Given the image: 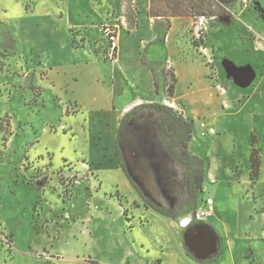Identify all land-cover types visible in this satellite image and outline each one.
I'll use <instances>...</instances> for the list:
<instances>
[{"label": "rangeland", "instance_id": "374dc122", "mask_svg": "<svg viewBox=\"0 0 264 264\" xmlns=\"http://www.w3.org/2000/svg\"><path fill=\"white\" fill-rule=\"evenodd\" d=\"M12 1L0 0V264H56L57 258L59 264H264V0H248L245 6L240 0H212L219 17L179 18L168 39L166 20H153L161 36L143 53V64L159 83L154 103L191 123L188 151L204 162L203 190L196 201L190 199V170L167 152L159 116L141 108L144 104L136 106L132 124L120 130L118 151L135 184L149 200L173 211L175 220L137 201L127 206L123 196L131 194L115 172L93 173L92 158L100 160V169L111 165L102 155L100 120L114 118L105 113L99 120L96 114L113 109L115 80L123 77L107 62L106 40L91 45L97 60L85 51L67 50L61 33L69 21L72 46L83 47L72 26L89 27L95 20L90 8L102 9L104 1L46 0L66 17L59 21L64 29L57 22L55 35L48 22L41 25L43 33L26 31L24 25L13 34L2 13L11 8L16 18V8L23 6L30 14L40 0ZM125 12L136 20L132 8ZM113 16L98 26L101 34L105 25L123 28ZM120 43L126 47L121 63L135 69L138 94L148 97L146 76L136 72L133 55L129 59L133 48L123 35ZM171 74L179 82L169 98L164 77ZM117 102L121 105V99ZM253 137L260 173L251 182ZM110 197L123 204L126 218ZM206 198L213 201V213L196 220ZM183 220L188 225L178 229ZM201 229L209 246L197 260L184 245V231L197 235Z\"/></svg>", "mask_w": 264, "mask_h": 264}, {"label": "crops", "instance_id": "0c3cea01", "mask_svg": "<svg viewBox=\"0 0 264 264\" xmlns=\"http://www.w3.org/2000/svg\"><path fill=\"white\" fill-rule=\"evenodd\" d=\"M17 1L20 2V0H13L12 3L15 5V4L19 3ZM103 1L105 3V7H103L102 9H99V8L93 7V6L90 8L89 12H90V14H92L95 17V20L88 23L89 27H85L86 24L79 23V22L74 23V25L72 26L76 29L75 32L78 33V35H76V38L80 39L79 41L81 44H83V47L76 49L72 46L73 36L70 33L69 29L71 26L69 25V21H67V20H66V24H65V30L63 31V33H61L62 34L61 36H64V42H65L64 46L66 47L67 50L68 49H70V50L75 49V50L85 51L92 58H95L98 60L99 57L96 55V53L95 54L93 53L94 51L92 52V50H91L92 44H95L96 42L103 43L102 40H105V38L101 34L98 26L102 23H108L110 21L115 20L116 18H114V16H113L114 14H115V16H117V18L119 20H121V22H120L121 24H122V22H124L126 25L122 29H119L118 34H117V50H116L117 56H116L115 63L107 61V62H110L112 64L117 65V67H119L118 71L120 72V74L123 77L122 80H121V78H120V80H115V85H114L113 89H116V91H113V94L111 96V98H112L111 101H113L114 107L112 110L100 111L96 114V116L99 117V120L102 119L101 117L103 115H105V113L107 115H109L110 117L114 118L113 120H110L109 123L105 122V121H108L107 119L104 121L100 120V122L102 124H104V129H105V132H104L105 143L103 144V147H101L102 155L104 158L109 159L111 165H109V167L106 169H100L99 168V165H100L99 159H97L98 160L97 161L95 158H92L91 162L93 164L92 165L93 173L95 171L100 172V173H105L106 171H109V172H115L118 176H120V178L122 180V184L129 190V192L131 194L129 199H127V197L123 196V199L125 198L126 203H128L127 206L130 207L131 203L134 201H137L140 204L139 206H141V205L143 206V204L139 202V197H138L137 193L134 191V189L131 187V185L129 183L127 184L125 179L122 178L124 176H123V172H122V170L119 167L118 162H117L116 141L115 140H116L118 125H119L121 119L123 118V116L126 113H128V111L130 109H133L134 107H136L138 105L154 103L155 97H157V94L155 93L154 86H153V74L149 70L150 68L148 67V65L145 66V64H143L144 63L143 53L146 51L148 46H150L151 44H155L154 42H156L159 39V37L161 36V32L158 29H155V27H154L153 20H156V19H151L148 16L149 0H133L132 3H133V7H134V12L136 13V20H137L136 21L134 19V21H135L134 26L135 27L132 26L133 24L131 23V18H130L131 16L127 17V14H126L127 12H131V11H127L125 13H123L121 11V7H122L123 3L127 0H103ZM81 8H82L81 11L86 12L85 5H81ZM13 11H14L13 9L8 8V10L4 11V13H2V15H1L3 24L4 23L7 24L8 27L13 31V34H14V32L15 33L19 32L21 27L24 25L29 26V27L28 26L25 27L26 31L34 30V32L36 34H39L40 32L43 33L45 31V29H41V25L45 26V23L48 22L49 24L52 25V27L54 29L52 31V34L55 35V34H58L57 33L58 31L56 30L57 22L59 23V21L62 22L64 20V18L66 19L64 14H62V9H60V7H58L55 4L52 5L51 3H48L46 0H40L38 2V4L35 6L33 12L30 14L25 13V9L23 6L16 8V11H17L16 12L17 13L16 18L14 17ZM46 18L48 19V21L46 20ZM132 18H134V17H132ZM176 21H182V19H179V18L170 19L171 29L167 35V39L169 37V34L174 31V25H175ZM59 24L62 28L61 23H59ZM30 25L32 27H30ZM143 27H146L147 29L143 30ZM62 29H64V27ZM37 30H38V33H37ZM132 30L135 31V34L134 35L128 34V32H130ZM158 32H160V33H158ZM122 35L124 36V38H126L129 41V50L132 51V48H133V52H132L129 59H131L132 55H133V57H134L133 61H135L137 63V71L136 72L137 73H144L146 76V88L150 91V94H151L148 97H144V96L138 94L139 84L136 82V79L138 77H137L136 73H133V70H135V69L129 67L126 64L121 63L120 59L122 57L124 49L126 48L125 45L122 46V43H120ZM164 48H165L167 54H168V51L170 53V48L168 47V44L164 45ZM134 51H135V53H134ZM178 69H179V67L176 70L177 75L179 72ZM177 82H179V80ZM129 87L133 88L132 98L124 101V97H125L127 91L130 89ZM118 99H121V105L119 104V102H117ZM116 104H118L120 107L116 108L115 107ZM91 122H92V124L94 123L93 120ZM99 176L101 177V175H99ZM206 178H207V173H206ZM212 181H213V179L210 180V182H212ZM107 200L109 203H111L119 211L120 214H122V216H124L123 212L125 211L124 210L125 207L123 206V204L121 205L118 198L110 197V198H107ZM202 200H201V202H202ZM172 223H173V221L171 222V225H173V224L175 225V223H173V224ZM258 223L261 227V224H262L261 221ZM178 229H184L185 230V225H182L181 222H178ZM260 230L261 229L259 228V230L254 231L253 233L256 236H258L260 234ZM206 234L207 233L201 229L198 231L197 235L192 236L195 239V241L198 242V243L196 242L195 244H196V247H197V245H199L196 249H197V252L200 253V255H201V253L205 252L206 248H208V242L206 241V239H204V235H206ZM188 235L189 234L184 231V238L187 237V239H188V237H189ZM247 240H251V237H248ZM224 248H225V245L222 248V250H220V255L223 254ZM59 259L60 258H57L55 260L56 264H59V262H58ZM78 261L79 260H77L75 262L77 263ZM159 262H161V264H164L161 260Z\"/></svg>", "mask_w": 264, "mask_h": 264}, {"label": "trees", "instance_id": "16d2710c", "mask_svg": "<svg viewBox=\"0 0 264 264\" xmlns=\"http://www.w3.org/2000/svg\"><path fill=\"white\" fill-rule=\"evenodd\" d=\"M219 1L222 3H226L230 0ZM214 7L215 4H213L212 0H149L148 16L152 19L166 20L165 30H169L171 27L170 19L172 18L219 17L220 14L215 10ZM130 18L131 23L133 24L132 26H134V18H132V16ZM94 53H96V51ZM149 70L153 74V70ZM176 85L177 79L174 74L164 77V87L169 98L173 97ZM153 86L155 93L158 95L159 83L156 80L155 76H153ZM141 108H149L159 116V128L162 137L165 138L167 141V152L172 157H174L179 164L190 170L188 175V194L191 200L196 201L198 199V195L203 190L202 184L204 179V162L202 159L191 155L188 151V144L192 140L193 134L191 123L185 120L181 115H178L172 108H168L163 104H144L143 106H141ZM137 114L138 107H135L128 113H126L119 123V129L115 140L118 165L126 176V178L128 179L130 185L142 199L143 206L145 208L153 209L157 213L175 220L177 216L173 211L166 209L163 206L157 205L155 202L149 200L145 196L143 191L139 188V186L135 184V182L129 176L126 164L120 158L118 151V140L120 136V130L124 126L132 124ZM251 143L252 148L250 151V181L254 182V180L258 177L260 173V159L258 157L257 150L253 148L256 143V138L253 137ZM123 215L126 218V211L123 212ZM219 255L220 249L217 248L216 257H219Z\"/></svg>", "mask_w": 264, "mask_h": 264}, {"label": "built area", "instance_id": "2783aa9c", "mask_svg": "<svg viewBox=\"0 0 264 264\" xmlns=\"http://www.w3.org/2000/svg\"><path fill=\"white\" fill-rule=\"evenodd\" d=\"M133 0H127L123 3L122 7H121V11L123 13H125L126 9H128L129 7L132 8L134 10L133 7ZM240 2L242 3V5H247L248 4V0H240ZM122 27H125V23L122 22L121 24ZM119 25L116 26H109V25H105L102 28V35L105 38V40L108 42L109 44V50L110 53L107 54L109 57V61L115 62L116 59L113 61V55L116 52V48H117V34H118V30H119ZM204 54L206 55V50H204ZM167 63L169 64L170 61H167ZM220 90L221 88L218 87ZM222 92L224 93V90H222ZM210 133L213 134V130H210ZM201 208L197 211L196 213V220L202 221L205 218H207L208 216H210L213 213V201L211 198H206L204 200H202L201 202ZM189 223V220H183L181 223L182 225H186V223ZM261 239L264 241V230L261 233Z\"/></svg>", "mask_w": 264, "mask_h": 264}, {"label": "water", "instance_id": "95a60500", "mask_svg": "<svg viewBox=\"0 0 264 264\" xmlns=\"http://www.w3.org/2000/svg\"><path fill=\"white\" fill-rule=\"evenodd\" d=\"M189 237H188V239H187V237H185L184 238V240H185V246L193 253V255L195 256V258L197 259V260H202V259H204V256H203V254L201 253V255H200V253L199 252H197V247L199 246V245H197V247H196V242L197 241H195V239L192 237L193 235H188ZM198 243V242H197Z\"/></svg>", "mask_w": 264, "mask_h": 264}, {"label": "bare ground", "instance_id": "6f19581e", "mask_svg": "<svg viewBox=\"0 0 264 264\" xmlns=\"http://www.w3.org/2000/svg\"><path fill=\"white\" fill-rule=\"evenodd\" d=\"M186 223V222H185ZM185 225V224H184ZM188 225V223H186V225L185 226H187ZM200 243V242H199ZM209 246V245H208ZM207 247V246H206Z\"/></svg>", "mask_w": 264, "mask_h": 264}]
</instances>
